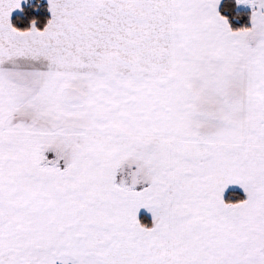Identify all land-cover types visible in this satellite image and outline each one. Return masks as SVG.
<instances>
[{"label":"snow or ice","instance_id":"1","mask_svg":"<svg viewBox=\"0 0 264 264\" xmlns=\"http://www.w3.org/2000/svg\"><path fill=\"white\" fill-rule=\"evenodd\" d=\"M0 264H264V0H0Z\"/></svg>","mask_w":264,"mask_h":264}]
</instances>
